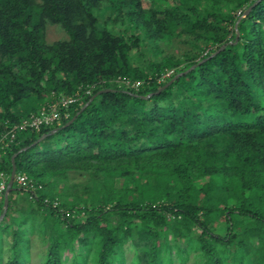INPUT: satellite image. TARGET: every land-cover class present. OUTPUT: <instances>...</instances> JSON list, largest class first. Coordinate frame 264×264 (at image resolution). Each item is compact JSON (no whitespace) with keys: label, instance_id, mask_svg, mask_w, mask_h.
<instances>
[{"label":"trees","instance_id":"trees-1","mask_svg":"<svg viewBox=\"0 0 264 264\" xmlns=\"http://www.w3.org/2000/svg\"><path fill=\"white\" fill-rule=\"evenodd\" d=\"M142 1L0 0V137L80 92L59 122L19 132L0 151L9 176L17 154L15 175L27 180L13 188L32 196L20 211L8 194L2 221L10 216L18 229L0 264H31L36 232L39 264H264V0L241 18L236 42L234 26L257 0H179L159 10ZM103 3L133 31L99 28ZM46 23L68 40L46 44ZM139 23L156 42L190 37L183 61L135 63L133 55L144 58ZM105 89L115 91L80 112Z\"/></svg>","mask_w":264,"mask_h":264},{"label":"rangeland","instance_id":"rangeland-1","mask_svg":"<svg viewBox=\"0 0 264 264\" xmlns=\"http://www.w3.org/2000/svg\"><path fill=\"white\" fill-rule=\"evenodd\" d=\"M180 3L179 0H143L142 1V9H164L171 7L173 5H178ZM112 6L108 3H103L99 9L94 10L95 16L99 19V28H105L106 30L114 33L116 35H122L124 31L131 33L133 29L131 28V23L128 19L119 17L115 18L114 13H111ZM161 17V16H159ZM138 29L135 30V34H140L143 38L144 44L142 46V54L144 58H135L133 55V61L138 63L142 61L141 64L144 66L147 61L154 60L158 61L163 57H170L173 59H179L183 61L181 55L187 50L190 49V46L193 44V41L190 37H181L176 38L172 41L163 40V42H156L153 39H147L145 36L144 31H142V25L137 24ZM44 42L48 45H52L54 43L67 41L68 37L65 31L58 25H53L46 23L44 25V35H43ZM12 195L15 201V207L20 211L22 209H26L29 205V202L32 200V196L29 193L23 191H18L16 186L14 185ZM19 212V211H18ZM18 213H14L13 216L16 217ZM39 219V217H37ZM18 220H12L10 216H8L4 221L0 222V257L4 256V260L9 256L10 250V234L13 229H18V225L16 222ZM24 230H20L21 232L26 231V227H23ZM29 231V229H27ZM38 233H34L31 236V250H30V263L31 264H39L41 263L42 257L41 254L43 253L45 246L41 247ZM23 240L24 238L20 239V244L18 247V252L21 254V258H25L27 255L23 254ZM70 255L67 253L65 254V258L69 260ZM131 254L127 255V261L131 260Z\"/></svg>","mask_w":264,"mask_h":264},{"label":"built area","instance_id":"built-area-1","mask_svg":"<svg viewBox=\"0 0 264 264\" xmlns=\"http://www.w3.org/2000/svg\"><path fill=\"white\" fill-rule=\"evenodd\" d=\"M172 74V71L167 72L162 79L168 78ZM126 87H131L137 89L140 85L139 82L131 83L126 81L124 83ZM91 89L84 92L86 95H90ZM80 92L78 91L74 96L71 97H63L59 98L55 102L43 106L37 113L30 115L25 120L21 121L18 124L10 127L5 133H3L0 137V151L5 152V149L9 147V145L15 139V136L19 132L33 130L39 131L42 127L51 126L54 123L59 122L61 119V110H66L69 106L75 104L79 99ZM67 115H65V118ZM9 175L0 171V211L2 209V199L5 195ZM26 177L24 175H15L14 183L18 185H26Z\"/></svg>","mask_w":264,"mask_h":264},{"label":"water","instance_id":"water-1","mask_svg":"<svg viewBox=\"0 0 264 264\" xmlns=\"http://www.w3.org/2000/svg\"><path fill=\"white\" fill-rule=\"evenodd\" d=\"M261 0H257L255 3H253L248 9H246V11L243 13V15L238 19V21L236 22L235 26H234V29L236 31V37H235V42L237 41L238 39V36H239V33L237 31V25L239 23V21L241 20L242 17H245L246 15L249 14V12L252 10L253 7H255ZM234 42V43H235ZM225 46H222L218 51L222 50ZM217 51V52H218ZM213 53L211 57L215 56L216 53ZM207 60V59H205ZM195 68V65L191 66L189 69H187L186 71L182 72V73H178L176 74L172 79H170L165 85H163L160 89H158L155 93H152V94H149L147 96L144 97V99H148L150 97H152L153 95H158L160 94L162 91L166 90L169 86H171L176 80H178L180 77L182 76H185L186 74H188L190 71H192L193 69ZM115 90H112V89H105V90H101L99 92H97L95 95H93L89 101L81 108L80 112H82L88 105L90 102L93 101V99L100 95V94H103V93H107V92H114ZM79 114V113H78ZM76 114L69 122H67L63 127L61 128H66L68 127L70 124H72L74 122V120L76 119V116L78 115ZM60 128H56V129H53L50 133L48 134H45V135H42L37 141L36 143H39L41 142L42 140H44L46 137L52 135V134H55ZM36 143L32 144L31 146H34ZM28 148H24L22 150L19 151L20 152H23V151H26ZM17 154H14L12 157H11V173H10V177H9V181H8V185H7V189H6V192H5V195L3 197V205H2V211H1V214H0V222L4 219L5 215H6V212H7V209H8V204H9V199H8V194L10 193V191L12 190L13 188V182H14V176H15V172H16V166H15V158H16Z\"/></svg>","mask_w":264,"mask_h":264}]
</instances>
